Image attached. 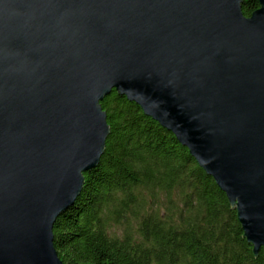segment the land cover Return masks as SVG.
<instances>
[{
  "label": "water",
  "instance_id": "95a60500",
  "mask_svg": "<svg viewBox=\"0 0 264 264\" xmlns=\"http://www.w3.org/2000/svg\"><path fill=\"white\" fill-rule=\"evenodd\" d=\"M0 0V264H62L115 92L171 133L264 253V0Z\"/></svg>",
  "mask_w": 264,
  "mask_h": 264
},
{
  "label": "trees",
  "instance_id": "16d2710c",
  "mask_svg": "<svg viewBox=\"0 0 264 264\" xmlns=\"http://www.w3.org/2000/svg\"><path fill=\"white\" fill-rule=\"evenodd\" d=\"M256 0H243L249 18ZM109 136L80 196L53 226L62 264H264L235 211L175 137L115 92Z\"/></svg>",
  "mask_w": 264,
  "mask_h": 264
}]
</instances>
